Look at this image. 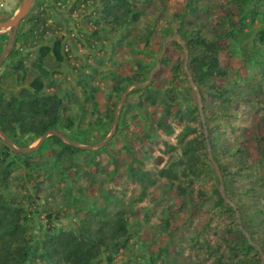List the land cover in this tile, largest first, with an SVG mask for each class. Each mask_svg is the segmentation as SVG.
Here are the masks:
<instances>
[{"label": "trees", "instance_id": "1", "mask_svg": "<svg viewBox=\"0 0 264 264\" xmlns=\"http://www.w3.org/2000/svg\"><path fill=\"white\" fill-rule=\"evenodd\" d=\"M166 1L53 0L70 16L92 9L82 21L91 31L63 38L42 0L20 22L0 63V131L12 145L0 135V264H115L134 242L146 249L122 264H264V0H174L181 43L172 39L174 57L155 60L154 25L136 23L143 6L161 13ZM5 41L0 34V54ZM71 59L80 60L75 82L63 86L54 74ZM105 61L101 110L95 83ZM157 62L170 78L156 71L128 90L113 136L88 147ZM50 130L61 136L14 149Z\"/></svg>", "mask_w": 264, "mask_h": 264}, {"label": "rangeland", "instance_id": "2", "mask_svg": "<svg viewBox=\"0 0 264 264\" xmlns=\"http://www.w3.org/2000/svg\"><path fill=\"white\" fill-rule=\"evenodd\" d=\"M20 1L21 0H19V4H20ZM36 1H38V0H34L33 4H35ZM0 2L3 3V4L5 3L4 6H0V21H3V20H6V19L12 17V15H11L12 12L8 10V6H7V1L6 0H0ZM173 3H175L174 0L166 1L165 2V4H166L165 8L166 9H164L161 13L154 12L153 14L147 13L146 12L147 11L146 10V6H143V9L145 10V13H144L143 17L139 21H137V23H136V27H138V29H140V27H144L145 23H148L147 25H154V34H155V36H154V40H155L154 47L160 46L158 52L155 53V55H156L155 60L156 59L159 60L160 58H162V56L164 54H167V55H169L171 57H174V53H173L174 48L170 44V41H172V40L164 42L165 38L168 35H175L176 34L173 31L174 28H175V23L170 21L171 18L169 17V13H168V10H173V7H174ZM179 6H180L179 2H178L177 5L175 4V8H178ZM91 10L92 9L90 8V9L86 10L85 12H83V14L79 13L76 17L74 16V18H76L74 20V27L75 28L79 27L80 29L91 31V29H92L91 25H88L86 27L82 25L83 19L87 18V17H90ZM79 21H80V23H79ZM160 21H162L165 26L159 25ZM168 22L170 24H168ZM0 33H6V35H5L6 36L5 46H6L7 41H8L9 29L8 28L0 29ZM66 36L67 35H61L62 38L66 37ZM69 36L73 37L74 35H69ZM74 42H75L74 51H76L75 52L76 55H80L81 56L82 55V51H84V48L82 46H80L76 42V40ZM94 52H95V49H94ZM233 58H234V60L231 61V62L233 64L235 63L234 67H237L239 65V63L237 61V58H236V56L233 57ZM82 60L84 61L85 59H82ZM87 63H91L94 66H98L97 62H94L93 60H87ZM78 64H80V60H77V59H71L69 63L64 62L63 66H62V71L63 72L61 74H58V73L54 74V78L59 80L63 84V86L73 85L74 82H75V78H76V73H75L76 69L72 68V67H73V65L76 67ZM159 66H160L159 63L157 62L152 67V69L150 70V73L152 74V76H153V73H155L157 71L156 77L158 78V80H161V79H166L167 80V79H169L170 78V72L168 70V67L166 66V67H161L160 68ZM98 69L100 70V76L98 77V82L95 83L98 86V88H99V91L97 93V103H98L99 109L103 110L104 107H105V104H107L106 98H107V95H108V93L110 91V89H109L110 83H109L107 78H105V77L102 78L101 75L103 74V72L109 73L108 71L112 70V64L107 62V61H105L102 66L99 65ZM119 71L120 72H125L126 71V66L120 68ZM245 72L246 71H241V76H244L243 74H245ZM155 84L158 86L160 83L158 81H156ZM132 88H134V87H130V89H132ZM123 102H124V100H123ZM122 105H123V103L120 104V100L116 104V107H115V110H114V114H115V111L117 110V108L119 107L118 117H119V113H120V109H121ZM90 118L92 119L91 116H90ZM86 125L87 124H85V127H86ZM141 126H142V121L139 120L138 122L133 124L132 129L133 130H141ZM112 128H113V121H112V123L110 124V126L107 129L108 133L106 134V136L109 135V133L111 132ZM115 131H116V129H115ZM115 131L113 132V134L115 133ZM58 134L60 135V133H58ZM122 138H123V136H122ZM127 139L132 141L131 140L132 137H127ZM38 141H39V139L35 140L28 147L36 146ZM99 142L94 143L93 145H91V147H93V146L94 147H98L99 146L98 145ZM132 142H134V144L137 143L136 141H132ZM241 143L243 144V146L245 148H247L249 150L252 160H255L257 158V156H256V146H255L254 141L251 138V132L248 129H243V137L241 139ZM81 145L86 146L88 144H81ZM118 145H120V141H117V146ZM145 145H149V143L145 141ZM121 156L125 157L126 159L130 158L129 155L127 153H125V152H122L119 157H121ZM153 213L154 214L151 213L152 218L150 219V223H156L157 222V220H156L157 219L156 218L157 214L155 212H153ZM135 218L137 219V217H135ZM64 221L66 222V220H64ZM179 224L180 223H178V225ZM146 235H150L149 229L144 231V234L142 235V238H140V240L143 241L144 239H146ZM162 239H164V237H162ZM158 242L159 241L151 242V246H150V248H148V250H150V249L155 250L159 246ZM134 243H131L125 250L119 252V254L117 255V257L115 259V264H122V263L125 262L126 259H128V258H130V257H132V256H134V255L138 254L139 252H142L143 250L146 249L145 247L142 246V243H137V242H134Z\"/></svg>", "mask_w": 264, "mask_h": 264}, {"label": "water", "instance_id": "3", "mask_svg": "<svg viewBox=\"0 0 264 264\" xmlns=\"http://www.w3.org/2000/svg\"><path fill=\"white\" fill-rule=\"evenodd\" d=\"M33 3H34V0H21L20 1V4H19V7L17 9V11L12 15V17L6 19V20H3V21H0V29H3V28H8L9 29V34H8V41H7V44L6 46L4 47V49L2 50L1 54H0V63L2 62V60L6 57V55L8 54V52L12 49V47L14 46L15 44V35H16V31L18 29V26L20 24V22L26 17V15L28 14V12L30 11L31 7L33 6ZM176 40L178 42L181 43V39H180V36L178 34H175V35H168L166 38H165V41H170V40ZM162 54V53H161ZM151 77H152V74L150 73L149 77H148V80L146 82H143V83H136V84H133V85H130L129 87H127V89L125 90V92L123 93L121 99H120V104L123 103V100L125 98V95L126 93L128 92V90L130 89V87H134V86H142V85H145L146 83H149L150 80H151ZM200 101V100H199ZM118 110H119V107L117 108V110L115 111V114H114V119H113V128L111 130V132L109 133V135H107L103 140H101L98 145L101 146L103 145L107 140H109L111 138V136L113 135V132L115 131L116 129V126H117V122H118ZM58 134L55 130H50L48 131L47 133H45L43 136H41L39 138V141L37 143L36 146L34 147H27V148H22V149H18V148H14L15 150L17 151H21V152H28V151H31L33 150L34 148H36L49 134ZM0 135L1 137L10 145V141L9 139L7 138V136L2 133L0 131ZM59 135V134H58ZM61 136V135H60ZM73 144H75L74 142H71ZM90 148H93L91 146H88ZM215 169L219 175V172H218V169L217 167L215 166Z\"/></svg>", "mask_w": 264, "mask_h": 264}, {"label": "crops", "instance_id": "4", "mask_svg": "<svg viewBox=\"0 0 264 264\" xmlns=\"http://www.w3.org/2000/svg\"><path fill=\"white\" fill-rule=\"evenodd\" d=\"M6 1H7L8 10L11 11L12 12L11 15H13L19 7V0H6ZM42 2L44 4V6L47 8L49 15L51 16L50 19L53 18V19L59 21V23H60L59 26L61 27V31H60L61 35H67L68 31L75 28L74 27V20L76 19V18H74L75 15L70 16L67 13V10L65 8L58 7L53 2V0H44V1L42 0ZM4 5H5V3L3 4V6ZM0 34L6 35V33H0Z\"/></svg>", "mask_w": 264, "mask_h": 264}, {"label": "built area", "instance_id": "5", "mask_svg": "<svg viewBox=\"0 0 264 264\" xmlns=\"http://www.w3.org/2000/svg\"><path fill=\"white\" fill-rule=\"evenodd\" d=\"M0 6H3V3L0 2ZM82 8H83V4H81V5L79 6V8L76 9V11L74 12L73 15L77 16L78 13L80 12V10H81ZM48 22H51V20L49 19ZM54 32L56 33V32H58V31H57V30H56V31L54 30Z\"/></svg>", "mask_w": 264, "mask_h": 264}]
</instances>
